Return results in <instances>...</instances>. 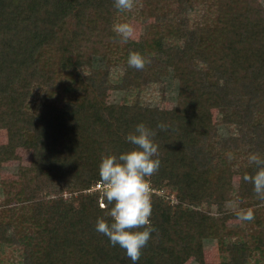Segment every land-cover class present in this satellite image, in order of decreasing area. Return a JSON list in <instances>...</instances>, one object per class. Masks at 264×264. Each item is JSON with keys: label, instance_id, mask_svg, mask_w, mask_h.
<instances>
[{"label": "trees", "instance_id": "obj_1", "mask_svg": "<svg viewBox=\"0 0 264 264\" xmlns=\"http://www.w3.org/2000/svg\"><path fill=\"white\" fill-rule=\"evenodd\" d=\"M154 1L160 38L150 49L114 32L127 13L114 0H0V130L7 135L0 169L16 147L32 148L14 179L0 174L2 204L13 203L0 208V256L11 247L21 254L17 264H132L95 230L98 217L110 219V205L100 208L98 193L88 191L100 182L102 154L132 147L124 137L144 122L156 130L161 160L148 177L151 189L173 192L175 202L151 193L156 231L137 264H227L203 255L207 240L236 250L230 256L237 263L264 261V199L241 179L258 167L249 153L264 157V6ZM161 2L173 5L175 16L159 17ZM141 4L135 0L138 19ZM130 51L147 58L143 69L128 66ZM98 58L102 66L94 65ZM114 67L120 70L111 79ZM167 68L177 80L173 106L129 99L144 84L142 72L158 78ZM196 87L208 94L194 111ZM108 91H122V101H106ZM234 191L241 208L252 207L259 229H240L224 210ZM204 202L216 211L202 210Z\"/></svg>", "mask_w": 264, "mask_h": 264}, {"label": "clouds", "instance_id": "obj_2", "mask_svg": "<svg viewBox=\"0 0 264 264\" xmlns=\"http://www.w3.org/2000/svg\"><path fill=\"white\" fill-rule=\"evenodd\" d=\"M134 2L114 0V7L122 12L130 11ZM113 30L125 43L137 37V29L128 21L115 24ZM146 63L147 58L139 51H130L127 59L129 67L143 69ZM157 127L163 129L165 125L159 124ZM155 136L156 130L144 122H138L124 137L132 147L119 153L108 151L102 154L98 166L105 206L110 205L107 213L110 219L98 217L95 230L104 234L112 246L124 249L132 264L140 260L142 250L156 231L150 221L152 200L148 179L161 164ZM248 161L258 167L252 174H243L241 179L250 182L257 197L264 199V157L251 152ZM233 207L238 221L254 219L252 208L243 209L238 204Z\"/></svg>", "mask_w": 264, "mask_h": 264}, {"label": "rangeland", "instance_id": "obj_3", "mask_svg": "<svg viewBox=\"0 0 264 264\" xmlns=\"http://www.w3.org/2000/svg\"><path fill=\"white\" fill-rule=\"evenodd\" d=\"M137 1H143V4L140 5L139 12L141 9H144L145 11L141 15V17L138 19L136 16L139 15V13L134 12V7L132 10L127 11L125 14V21H128L132 23L135 28L137 29V37L132 39V40H137L141 41L142 44H145L146 46H150V49H153L155 45V40L159 39L160 35V29H159V24L155 22L154 16H155V11L154 9H151L150 6H153L155 4L154 0H137ZM261 3L264 6V0H260ZM161 13H159V17L167 13V17L169 16L168 14H172L175 16V10L174 6L170 4H166L164 2H161ZM135 5V2H134ZM137 18V19H136ZM150 20L154 22H149ZM244 50L242 52H237L236 58L242 57ZM151 58V57H150ZM241 59V58H239ZM101 58H98V60L94 61V65L97 64L99 66H102V63H99ZM163 67V66H162ZM161 67V69H163ZM160 69V70H161ZM120 70L119 68L114 67V71L110 70V77L111 79H114L116 74L119 73ZM262 71H264V68H262ZM143 78H144V84L141 86V89L137 92L136 95L133 97L129 98L130 100H134V98H138L139 102L147 105H152V106H158V107H164V108H169L175 104V99H176V93H177V80L175 77L172 75V73L169 71V68L165 69L161 75L157 78L152 75V73L149 72H142ZM208 93L203 92L199 88H194V93L192 95V102H193V110L195 111L199 104L201 103V100L203 97H205ZM124 97V93L122 91H108L106 93V101L108 102H120L122 101ZM7 135L4 130H0V144L4 143L6 141ZM32 154V148L30 147H16L15 153L9 154V157L7 158L6 162H4L1 166L0 169V174L2 177L9 178V179H14L16 176V170L20 165H27L31 162V156ZM236 157V156H235ZM230 159V158H229ZM237 164L240 167L237 168H243L242 173L246 170L245 165H243L239 157L237 155L236 157ZM233 178V186L234 189L236 187L237 183V178L238 176L234 174L232 176ZM93 190H98V191H93ZM65 190L63 191L64 197L68 196V193H64ZM88 192H94L98 193V206L100 208L104 207L105 201L103 199L102 191L99 189H93L90 188V191ZM154 192L155 194L161 195L164 194L166 198H169L170 202H175V197L173 192H169V190H161L159 188L151 189V193ZM234 193V194H233ZM231 193L232 197L230 196L231 199H228L226 203H224V210L227 213H234L235 214V208L233 205H239L238 201H234L235 198V191ZM0 208H6L11 207L13 203L3 205L2 204V197H0ZM241 208V206L239 205ZM202 210L207 211V212H215L216 211V206L214 204H210L207 202H204L201 207ZM252 208V207H249ZM235 223L239 224L237 225L240 227V229L248 230V231H253L255 229H259L261 223L258 221V219L254 216V219L251 221H238L236 219ZM260 223V224H258ZM191 240L193 238L191 237ZM195 243V242H194ZM218 242L215 240H207L204 241L203 243V255L209 259L210 263H217V262H223L227 260V264H264V261H255L254 259H245L239 261L240 263H237V260H234L232 256H237V251L234 250V253L232 254L230 251V248L227 244H224L223 246H220L218 249ZM13 248L11 247H3L2 248V255L0 256L2 259H4L3 263L1 264H17L19 260V250H12ZM246 249L250 250L252 252V247H246ZM248 250V251H249ZM232 254V256H230ZM230 257V258H229ZM232 258V259H231ZM239 260V259H238ZM185 264H199L197 261L194 259H191Z\"/></svg>", "mask_w": 264, "mask_h": 264}, {"label": "built area", "instance_id": "obj_4", "mask_svg": "<svg viewBox=\"0 0 264 264\" xmlns=\"http://www.w3.org/2000/svg\"><path fill=\"white\" fill-rule=\"evenodd\" d=\"M93 189H99L100 191H102V186H101L100 182L96 183L95 186L93 187Z\"/></svg>", "mask_w": 264, "mask_h": 264}]
</instances>
